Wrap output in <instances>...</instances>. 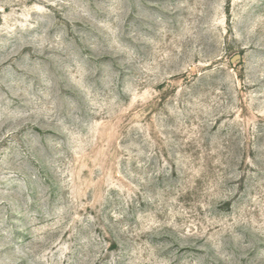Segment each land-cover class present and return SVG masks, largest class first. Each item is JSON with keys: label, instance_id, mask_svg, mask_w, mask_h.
I'll return each mask as SVG.
<instances>
[{"label": "rangeland", "instance_id": "374dc122", "mask_svg": "<svg viewBox=\"0 0 264 264\" xmlns=\"http://www.w3.org/2000/svg\"><path fill=\"white\" fill-rule=\"evenodd\" d=\"M0 264H264V0H0Z\"/></svg>", "mask_w": 264, "mask_h": 264}]
</instances>
